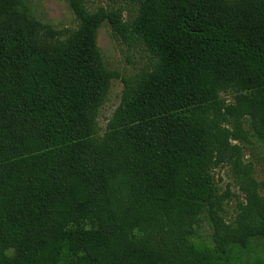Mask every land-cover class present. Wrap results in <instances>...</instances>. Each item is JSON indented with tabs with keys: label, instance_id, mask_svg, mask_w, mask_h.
I'll return each instance as SVG.
<instances>
[{
	"label": "trees",
	"instance_id": "obj_1",
	"mask_svg": "<svg viewBox=\"0 0 264 264\" xmlns=\"http://www.w3.org/2000/svg\"><path fill=\"white\" fill-rule=\"evenodd\" d=\"M25 1L0 0V264H264V179L242 147L264 149V0H122L131 21L70 0L64 31ZM104 23L153 63L99 135Z\"/></svg>",
	"mask_w": 264,
	"mask_h": 264
},
{
	"label": "rangeland",
	"instance_id": "obj_2",
	"mask_svg": "<svg viewBox=\"0 0 264 264\" xmlns=\"http://www.w3.org/2000/svg\"><path fill=\"white\" fill-rule=\"evenodd\" d=\"M82 1L90 11H95L100 7L119 9L123 12L124 18L129 21L137 15L136 7L122 0ZM25 2L38 20L57 30H73L78 26L70 6V0H26ZM98 46L105 67L117 75L112 79L105 102L99 111L97 128L99 135H103L110 118L121 103L125 81H132L147 71L153 63V58L139 44H132L130 41H124L116 36L107 23H104L98 31ZM228 96L223 95L224 98H228ZM242 145L245 163L254 164V177L258 182H262L264 179V168L261 163L264 154L263 147L257 143ZM214 174L223 190L227 187L231 188L233 198L227 209L230 213H234L237 203L244 201V196L239 190L231 166H222L215 170ZM209 232V227L205 224L201 233L202 236H208Z\"/></svg>",
	"mask_w": 264,
	"mask_h": 264
}]
</instances>
